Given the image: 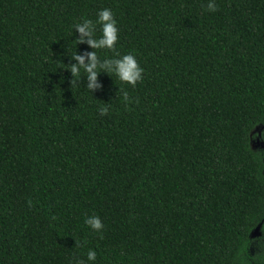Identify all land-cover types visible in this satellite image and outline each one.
<instances>
[{"label": "trees", "instance_id": "1", "mask_svg": "<svg viewBox=\"0 0 264 264\" xmlns=\"http://www.w3.org/2000/svg\"><path fill=\"white\" fill-rule=\"evenodd\" d=\"M208 2L0 0V264H250L264 0ZM104 8L117 39L92 49L75 26L99 38ZM91 51L132 54L142 79L98 66L88 89L70 68Z\"/></svg>", "mask_w": 264, "mask_h": 264}, {"label": "clouds", "instance_id": "2", "mask_svg": "<svg viewBox=\"0 0 264 264\" xmlns=\"http://www.w3.org/2000/svg\"><path fill=\"white\" fill-rule=\"evenodd\" d=\"M207 9L209 11L216 10V4L213 0H209ZM95 23L100 25L101 36L99 38H93L95 24L92 21L85 19L82 23H78L75 26V29L83 34L80 37H77V40H83L86 36L88 37L87 42L91 45L92 49L104 47L112 48L117 39L118 29L115 27L116 20L114 19L111 10L108 8L101 9L97 14ZM87 57L88 63L85 64L84 56L78 54L73 56L76 62L71 64L72 67L70 69L73 74H76L79 73L80 68L83 67L89 82L87 86L88 89L95 86L98 66L99 68H107L108 73L114 72L120 80L133 85H135L138 80L142 79L141 73L143 72V69L138 66V63L132 54H124L118 58L99 61L96 54L91 51L87 54ZM125 99H127L126 93ZM84 223L97 231L103 228L100 218L96 215L86 217ZM87 259L88 261H95L96 252L89 249L87 252ZM78 264H84V262L81 260L78 261Z\"/></svg>", "mask_w": 264, "mask_h": 264}, {"label": "rangeland", "instance_id": "3", "mask_svg": "<svg viewBox=\"0 0 264 264\" xmlns=\"http://www.w3.org/2000/svg\"><path fill=\"white\" fill-rule=\"evenodd\" d=\"M253 148L264 150V126H257L252 133ZM245 258L250 264H264V224L256 227L251 235V241L245 252ZM256 260V261H254Z\"/></svg>", "mask_w": 264, "mask_h": 264}]
</instances>
